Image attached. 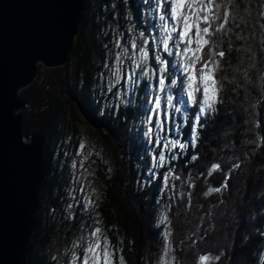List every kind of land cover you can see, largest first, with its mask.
I'll use <instances>...</instances> for the list:
<instances>
[{
  "label": "trees",
  "instance_id": "16d2710c",
  "mask_svg": "<svg viewBox=\"0 0 264 264\" xmlns=\"http://www.w3.org/2000/svg\"><path fill=\"white\" fill-rule=\"evenodd\" d=\"M113 2L116 3L115 9L123 8L125 5L123 0H86L85 11L83 10L81 15L80 31L68 56L69 60L76 43L82 45L81 49L77 46L84 55L83 60L80 61L81 79L71 84L68 81L65 82L66 80L59 81V84L66 88L68 97H71L70 99L76 103L78 110L92 124L97 128H104L115 140L117 139L116 142L123 143L118 144L121 147L120 156L124 157L125 163L122 171L124 174L129 171L130 174H127L126 179L127 182L132 183V180L134 181L132 168L134 166L139 168L141 173L137 177L141 180L144 174L143 168H146L150 158V147L142 142L138 126L140 117L145 114L144 97L149 93V90L145 87L144 82L139 87L137 85L135 90L131 89L132 92L126 94V97L122 95L124 100L126 98L125 101L131 100V103H125L116 108L115 105L119 104V101L112 103L111 95L105 94L100 88L101 86H97L98 78L92 76L95 75L92 73L93 71H98L95 61L104 58L110 43V37L106 34V29L103 28L102 20L105 17L113 19ZM136 2L137 0H133L131 5H126L125 12L132 16L136 28L142 31L149 27V23L154 20L150 15L154 11V6L150 9L146 5ZM234 7L239 15H234L229 20L228 35L219 37V50L226 53L221 70L217 73V79L221 86L219 93L221 102L217 105L218 113L216 112L204 120L205 127L200 129L197 147L186 148L177 161H169L166 167L159 169L156 180L149 184H143V186L138 185V189L136 185L130 191L134 194L129 193L131 196L129 203L124 206H128L131 211L137 209L135 217L137 227L133 234L130 233L132 228L130 221L126 219L130 213H127V210L116 202V197L113 198V195L109 196L106 192L101 195L102 201L99 205L101 220L110 222L112 225L117 223L116 218L121 222L118 233L124 235L123 241L126 247L125 249L122 247V249L128 264L140 263V257H143L140 247L144 244V240H148L151 245L158 242L155 227L143 228L144 224L141 223L144 222L138 218V215L145 216L147 214L150 216L153 198L158 195L157 179L169 169L183 178L180 180L181 183L178 180L179 185L175 183L174 197L178 200L176 204L175 202L174 205L172 204L173 221L171 226L175 225L173 227L174 237L176 241H181L184 236L197 232L191 238L196 239L198 244L192 246L191 249H186L185 264H190L194 252L210 255H221L223 252L221 259L215 264H264V259L261 257L264 247V31L261 29V24L264 23V17L260 16V12L264 11V0H234ZM103 13L105 15L101 17ZM121 17L116 16L115 20L121 19ZM123 23L120 21L121 25ZM149 31L155 32L151 28ZM168 67L170 73L179 78L178 73L174 70V65L169 63ZM36 87L38 86L34 85L25 90L27 93L29 90L33 93L36 91ZM21 93L22 91H20V96L24 102V108L19 113L24 122V131L28 136L34 131L28 127L24 116H26V108L29 107L27 100L33 97L30 95L32 93H29L28 97L24 98ZM109 105H113V107H109ZM253 105L255 108L252 107ZM185 110L183 108L181 112L184 113ZM187 111L191 115V110L187 109ZM33 112H31V118L35 116ZM180 115L181 113L176 114V121L183 122L180 140L187 143L190 139V131L188 124L182 117H179ZM170 121L172 122V120ZM253 123L258 127L253 129ZM250 129L252 130L250 131ZM36 131L45 134L44 148L48 155V168L40 191L36 212L37 225L30 237L23 264H54L50 260L48 261L42 252V248L50 241L49 233L51 232V227L48 226L45 216L49 207L58 209L60 206L59 184L61 179L58 177L62 176L63 169L57 170L56 166L51 164L52 152L49 149V142L52 132H47L44 128H36ZM257 137H259L260 147L248 143L249 140H255ZM193 154L199 156L195 162L189 159ZM217 160L225 164L224 172L228 171L233 161L239 163L240 167L231 173L233 176L226 182L229 185L227 190L210 193L205 197L203 192L208 187H218L222 181L223 173L221 172H216L212 177L205 178L207 167ZM130 176V181H128ZM197 177L200 178L197 179ZM119 180L121 178H118ZM183 180H190L194 187L189 189ZM54 185L58 186L57 194L52 193ZM177 191L181 193L180 196L183 200L180 201V196H176ZM121 193H119L120 197L124 194ZM43 200L47 202L46 207L42 206ZM144 201H149V211L146 210L147 206L145 207ZM185 202L190 203L187 212L181 207V204ZM196 224L201 226V230L198 231L195 228ZM103 225L104 227L108 226L107 223H103ZM205 228L208 229V234L205 239L201 240L200 237L204 235L203 229Z\"/></svg>",
  "mask_w": 264,
  "mask_h": 264
},
{
  "label": "snow or ice",
  "instance_id": "6c2138e0",
  "mask_svg": "<svg viewBox=\"0 0 264 264\" xmlns=\"http://www.w3.org/2000/svg\"><path fill=\"white\" fill-rule=\"evenodd\" d=\"M123 3L131 5L133 0H123ZM141 3L150 9L154 6V11L150 13L154 20L149 23V27L138 33L130 23L127 29L130 36L128 49L122 45L119 36L116 37L114 47L117 50L113 54V59L104 65L105 69H109L110 77V79L106 78V89L108 92H113L117 85H121V69L126 60L130 62L127 72L131 73V76L126 73L124 84L121 86L130 88L132 84L139 83V80L132 79L137 75L136 70H139V77L148 82L145 84V87L150 90L145 97L146 115L138 126L145 142L157 146L156 156L152 157L155 161L152 167L163 168L169 161H177L186 148L197 147L200 129L205 127L204 120L217 112V105L221 102L219 97L221 86L217 73L221 70V64L226 55L224 51L219 50V37L228 35L227 24L234 15H239V12L234 7V0H141ZM260 16L264 17V11L260 12ZM127 19L131 22L132 16L128 15ZM149 28L158 32V37H152L150 40L152 33ZM261 29L264 31V23L261 24ZM161 52L175 56L174 70L180 74L179 78L170 73L168 64L171 61L166 62L160 55ZM150 56L155 61L154 65L149 63ZM153 75L157 78L154 89L150 83ZM175 93L180 96L179 103L174 98ZM113 95L119 101V104L115 105L116 108L125 103H131V100L125 101L122 98L119 90ZM180 105H184L186 109L182 119L188 124L190 131V139L187 143L169 136V133L173 131L168 127L171 120L169 109L174 110L175 113H181ZM252 107L255 108V105ZM187 109L191 110V115ZM7 119H11V116ZM256 127L258 125L253 123L252 128ZM175 131L179 135V127ZM258 141L259 137L249 140L248 143L260 147ZM79 147L84 149L85 145L81 143ZM168 153L171 155H167ZM189 159L195 162L199 156L193 154ZM239 167V163L233 161L228 171L224 172L225 164L221 161L210 163L206 169L205 178L212 177L216 172L223 173V177L218 187H208L203 195L207 197L210 193L227 190L229 185L226 182L230 180L231 173ZM182 179L169 169L164 173L162 183L166 187L175 188L176 186L170 184V181ZM183 183H186L189 189L194 187L190 180H183ZM180 195L181 193L177 191L176 196ZM189 206L190 203L181 204L185 212ZM160 222L165 230L162 233V250L157 264H185L186 249H191L198 244L196 239L191 238L197 232L184 236L181 242L173 247L171 238L175 225L170 226L172 222L163 214ZM195 228L198 231L201 230L199 224H196ZM203 233L201 240L206 238L208 229H203ZM72 248L74 250L67 264H126L121 249L115 246L108 236L102 234L101 227L90 230L87 241L81 237L79 244L73 242ZM221 255L194 252L190 264H215L221 259ZM0 264H3L2 260Z\"/></svg>",
  "mask_w": 264,
  "mask_h": 264
},
{
  "label": "rangeland",
  "instance_id": "374dc122",
  "mask_svg": "<svg viewBox=\"0 0 264 264\" xmlns=\"http://www.w3.org/2000/svg\"><path fill=\"white\" fill-rule=\"evenodd\" d=\"M137 2L142 5V3H140L141 0H137ZM115 6L113 7L116 8ZM114 8L113 19L105 17L102 20L104 25V27H102L106 29V34L110 37V43L107 47L104 58L95 61L98 71L92 72L95 74L92 76L98 78L96 81L97 86H101L100 88H102L105 94L111 95L110 100L112 97V103L118 101L113 95L115 91L119 90L121 95L126 97V94L128 95L129 92H132L131 89L135 90L137 85L139 87L143 82L144 84L148 83L139 77V70H136L137 75L132 79L139 80V83L132 84L130 88L121 86L124 84L125 74L127 73L131 76V73L127 72L130 62L126 60L124 67L121 69V85H117L116 88L113 89V92H108L106 89V78L110 79V77L109 69H105L104 65L113 59V54L117 50L114 47L116 37L119 36L122 45L128 49L130 36L127 29L129 28L130 23L134 26L135 32H140L139 29L136 28L133 18L131 22L127 19L129 14L125 12L126 5H124L123 8L120 7V9L114 10ZM104 15L105 13L101 14V17ZM116 16L122 17L121 19L117 18V20H115ZM120 21H123L124 23L121 25ZM77 35L74 37L73 43ZM152 37H158V32H153L149 39L151 40ZM75 45L76 46L73 47V54L70 56L69 60L67 59L65 64L54 67H44L40 65L35 80L21 90L22 97L26 98L28 97L27 94L32 93L30 90L27 93L25 90L26 88L34 85L40 87H36L38 91L36 89V92L34 91L30 94L33 98L29 97L30 99L27 100L29 107L26 108L25 115L27 116L28 114V117L24 116V118L28 127L34 131L33 133H41L36 131V128H44L47 132H52L49 142V149L52 152L51 164L55 165L57 170L63 169V171H61L62 176L58 177L61 179L59 184L60 206L58 209H52L50 207L47 209L45 217L47 218L48 226L51 227V232L49 233L50 241L42 248V252L46 255L47 260H50L54 264H67L68 260L71 259V254L74 250L72 248L73 242L79 244L81 237L87 241L90 230L95 227H101L102 234L108 236L112 243L121 249V254L125 258L126 264H128V260L123 254L122 249V247L124 249L126 247V244L123 241L124 235H120V232L118 233L121 222L116 218L115 220L117 223L112 225L110 222L101 220V211L99 208L100 202L102 201L101 195L105 192L109 196L113 195V198L116 197V202L120 204L123 209H126L127 213H130L129 217H126V219L130 221V226L132 227L130 233L133 234L137 227L135 222L137 209H133V213L128 206L124 205L129 203L128 201L131 197L130 194H134L130 191L136 187V185L138 189V185L143 186V184H149L156 180L157 172L160 168L152 167L153 163H155L152 157L156 156L155 149L157 146L146 143L145 138L141 134L142 142L145 143L144 145L150 147L148 165L146 168H143L144 174L141 180L137 177L138 175L140 176L141 171L137 166H134L132 168V178L134 177V181L132 180V183L127 182V174L130 173L129 171H126L124 174L122 171V167L125 163L124 157L122 155L120 156L121 147L118 145L123 143L116 142L113 136L104 128H97L92 124L78 110L76 103L70 99L71 97H68L66 94V88H63L59 84V81L66 80L65 82L68 81V83L71 84L74 81L78 82L81 79L82 69L80 61L84 55L82 50H80L82 45H80V43H76ZM77 46H79L80 49H78ZM160 55L165 58L166 62L171 61L170 64L175 65L176 58L174 55L169 56L162 52ZM149 63L150 65L155 64V61L151 56L149 57ZM153 71L155 72V69H153ZM178 76L180 77L179 73ZM156 80V76L153 75L150 81L153 85V89L155 88ZM174 98L176 102L179 103L180 96L178 93L174 94ZM180 106L183 111V108H185L184 105ZM145 107L147 108V105ZM23 108L21 110H23ZM146 108L145 114L140 117L139 124L146 115ZM32 111H34L33 114H35L33 118H31ZM169 112L171 114L172 122L169 121L168 127L173 129V131L169 133V136L170 138L181 139L183 122L176 121L177 113H175L174 110L169 109ZM182 114L183 113L181 112L179 117H183ZM177 127H179V135H177V132L175 131ZM43 135L45 136L44 133ZM81 143L85 145L84 149L79 147ZM89 153H91V155H89ZM166 166L167 164L165 167ZM165 172L166 171H164L161 177L157 179L158 185L156 188L158 195L153 198L154 202L149 212L150 216L147 214H145V216L143 214L140 216L138 215V218L144 222L141 223L144 224L143 228H147L148 226L155 227L156 240L158 242L151 245L148 240H144V244L140 247L143 257L141 256L139 260L140 263L137 262L136 264H157V259L162 250V233L165 230L163 224L160 222L162 214L168 216L171 222L173 221L172 204L174 202L176 204L178 199L174 197L175 188L166 187L162 183ZM118 178H121L122 182H120L121 180L118 181ZM130 178L131 176L128 181H130ZM179 182L178 180H171L170 184L175 185L176 183V185H179L181 183ZM57 189V185L52 186V193L57 194ZM161 189H163V191ZM121 192L124 194L120 197L119 193ZM180 197V201L183 200L182 196ZM184 199H186V197H184ZM144 202L145 207L147 206L146 210L149 211V201ZM69 205H71V208H69ZM42 206H47L46 200H43ZM97 221H99V224H97ZM103 223H107L108 226L104 227ZM171 239L173 247H176L179 242H181L180 240L176 241L174 234ZM77 255H79V252H77ZM261 257H264V247Z\"/></svg>",
  "mask_w": 264,
  "mask_h": 264
},
{
  "label": "water",
  "instance_id": "95a60500",
  "mask_svg": "<svg viewBox=\"0 0 264 264\" xmlns=\"http://www.w3.org/2000/svg\"><path fill=\"white\" fill-rule=\"evenodd\" d=\"M84 0H0V260L23 264L47 173L45 136L24 131L20 91L67 62ZM11 119H7L10 117Z\"/></svg>",
  "mask_w": 264,
  "mask_h": 264
},
{
  "label": "bare ground",
  "instance_id": "6f19581e",
  "mask_svg": "<svg viewBox=\"0 0 264 264\" xmlns=\"http://www.w3.org/2000/svg\"><path fill=\"white\" fill-rule=\"evenodd\" d=\"M138 1H140V0H138ZM86 3V1H84V4ZM107 3V2H106ZM114 3V2H113ZM137 3V2H136ZM118 4V3H117ZM108 5V4H107ZM122 5V4H121ZM96 6V5H95ZM114 6H115V3H114ZM122 8V7H121ZM83 10H84V7H83ZM114 10H115V8H114ZM140 10V9H139ZM85 11V10H84ZM86 13V12H85ZM106 13V12H105ZM118 16V15H117ZM84 18V17H83ZM85 36V35H84ZM76 41V40H75ZM85 46V45H84ZM163 53V52H162ZM169 57V56H168ZM93 59V58H92ZM168 59V58H167ZM83 60V59H82ZM170 69V68H169ZM77 70V69H76ZM237 70V69H236ZM244 71V70H243ZM242 71V72H243ZM87 72V71H86ZM251 75V74H250ZM86 77V76H85ZM81 78V77H80ZM55 83V82H54ZM53 83V84H54ZM259 84V83H258ZM49 86V85H48ZM38 88H40V87H38ZM264 90V89H263ZM98 91V90H97ZM36 92V91H35ZM264 94V93H263ZM258 105V104H257ZM261 105V104H260ZM57 110V109H56ZM38 111V110H37ZM218 113V112H217ZM253 114V113H252ZM232 115V114H231ZM234 115V114H233ZM34 117V116H33ZM231 117V116H230ZM234 117V116H233ZM245 119V118H244ZM243 119V120H244ZM40 121V120H39ZM230 121V120H229ZM235 122V121H234ZM248 122V121H247ZM246 122V123H247ZM264 122V121H263ZM226 123V122H225ZM221 124V123H220ZM219 124V125H220ZM247 125H248V123H247ZM225 126V125H224ZM228 126H229V124H228ZM259 127H260V125H259ZM220 129V128H219ZM229 129H231V128H229ZM59 130V129H58ZM227 130V129H226ZM212 131V130H211ZM260 131V130H259ZM123 132V131H122ZM43 134V133H42ZM262 136V135H261ZM249 138V137H248ZM117 140V139H116ZM122 142H124V141H122ZM120 145V144H119ZM120 147V146H119ZM239 148V147H238ZM127 149V148H126ZM128 151V150H127ZM123 153H124V151H123ZM128 153V152H127ZM251 156V155H250ZM128 160V159H127ZM59 163V162H58ZM240 164H242V163H240ZM176 169V168H175ZM204 172V171H203ZM234 174V173H233ZM181 175V174H180ZM231 176H233V175H231ZM204 179V178H203ZM152 185V184H151ZM241 192V191H240ZM239 192V193H240ZM227 194V193H226ZM229 194H230V192H229ZM228 195V194H227ZM226 195V196H227ZM230 196H232V195H230ZM46 209V208H45ZM189 212V211H188ZM200 212H202V211H200ZM184 215V214H183ZM185 218V217H184ZM177 229H178V227H177ZM181 231V230H180ZM209 236V235H208ZM215 241V240H214ZM218 263V262H217Z\"/></svg>",
  "mask_w": 264,
  "mask_h": 264
}]
</instances>
